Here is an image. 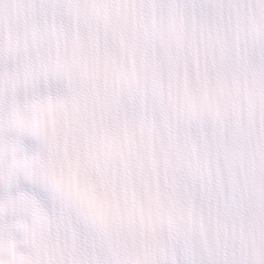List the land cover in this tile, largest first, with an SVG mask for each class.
<instances>
[{
    "label": "clouds",
    "instance_id": "9594fccd",
    "mask_svg": "<svg viewBox=\"0 0 264 264\" xmlns=\"http://www.w3.org/2000/svg\"><path fill=\"white\" fill-rule=\"evenodd\" d=\"M0 264H264V0H0Z\"/></svg>",
    "mask_w": 264,
    "mask_h": 264
}]
</instances>
